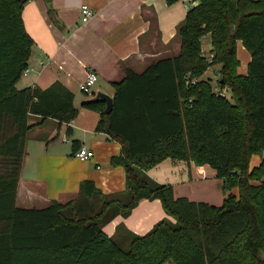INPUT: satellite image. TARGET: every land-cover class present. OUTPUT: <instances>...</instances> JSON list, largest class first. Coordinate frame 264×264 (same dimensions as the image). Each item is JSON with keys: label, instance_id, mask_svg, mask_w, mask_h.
<instances>
[{"label": "trees", "instance_id": "1", "mask_svg": "<svg viewBox=\"0 0 264 264\" xmlns=\"http://www.w3.org/2000/svg\"><path fill=\"white\" fill-rule=\"evenodd\" d=\"M26 1L0 0V264H264V0H197L177 26L176 55L126 70L112 83L109 114L104 101H83L99 113L96 130L121 144L111 163L124 167L126 186L104 194L84 180L73 199L40 209L15 205L26 134L36 125L29 117L69 123L77 108L57 82L16 87L34 44L22 20ZM206 35L211 57L202 51ZM237 41L250 54L245 74ZM213 65L218 90L202 79ZM252 155L261 160L250 168ZM166 158L210 166L226 191L222 203L175 197L149 177ZM144 198L158 199L166 217L143 234L123 223L112 235L103 230Z\"/></svg>", "mask_w": 264, "mask_h": 264}, {"label": "crops", "instance_id": "2", "mask_svg": "<svg viewBox=\"0 0 264 264\" xmlns=\"http://www.w3.org/2000/svg\"><path fill=\"white\" fill-rule=\"evenodd\" d=\"M82 4L94 10L86 23L80 19ZM175 4V0L171 3L166 0L25 2L22 20L34 41L28 59V67L32 70L22 75L25 78L21 77L16 87L45 89L57 82L72 92L77 113L69 123L30 115L28 122L36 125L27 132L24 142L15 198L17 207L40 209L53 200L66 202L77 196L84 180H91L104 194H115L125 188L124 167L111 163V158L121 154V144L106 132L96 130L99 113L80 107L84 100L79 97V84L86 70H93L99 85L101 82L106 85L100 86L101 90H112L107 92L112 96V83L121 81L126 70L140 73L151 62L176 55L180 49L177 26L187 9L180 6L181 11H175ZM49 7L53 9L51 14ZM203 40L208 53L203 49ZM201 44L204 54H211L208 35ZM245 51L242 43L237 41L240 74L246 73L250 60L249 52ZM81 146L93 152L90 159L80 160L75 156L74 152ZM260 160V155H252L250 168L257 166ZM146 173L158 183L170 184L175 197L190 200L195 194L193 181L215 177L214 170L206 164L169 158ZM164 217L166 214L158 199L144 198L126 217L117 215L103 230L112 235L116 225L123 223L132 232L143 234Z\"/></svg>", "mask_w": 264, "mask_h": 264}, {"label": "rangeland", "instance_id": "3", "mask_svg": "<svg viewBox=\"0 0 264 264\" xmlns=\"http://www.w3.org/2000/svg\"><path fill=\"white\" fill-rule=\"evenodd\" d=\"M175 3L176 4L174 5V10L175 11L176 10L181 11V9H179V7L181 6L180 8H182V7H184V5L178 0H175ZM179 4H181V5H179ZM205 43H206V41L203 40L204 51H206V46H207ZM245 52H248V51L246 50ZM218 69H219V65L210 66L206 70L204 75L202 76V79H209L210 80V84L214 90H218V83H217L218 78H219ZM22 78H25V77L23 76ZM100 86H106V85L102 84V82L99 85V81H97L96 84L93 86L92 91H94V92L101 91V92H104L106 94L111 93L112 90H110V89L109 90H101L102 88H100ZM79 97L85 101L86 99L92 98V94H84L82 92H79ZM61 137H62V133L60 134V139H61ZM67 144H69V142ZM257 158L258 157H255V159H257ZM193 182L194 183H192V187H193L192 191L194 190V193H195V194L191 195L192 197H194L193 200L204 201V202H208V203L214 204V205H220L222 203L223 198L226 195V191L223 189V183H222L221 179L215 178V177L210 178V179L203 178L201 180L193 181ZM233 192L237 193V190L234 189ZM166 264H173V263L168 262Z\"/></svg>", "mask_w": 264, "mask_h": 264}, {"label": "built area", "instance_id": "4", "mask_svg": "<svg viewBox=\"0 0 264 264\" xmlns=\"http://www.w3.org/2000/svg\"><path fill=\"white\" fill-rule=\"evenodd\" d=\"M180 1L184 7L188 10L197 4V0H178ZM80 19L82 23H86L94 14V10L87 4H82L80 6ZM211 57V54H209ZM32 68L26 67L22 75H26ZM98 79L97 74L93 70H86L84 78L82 82L79 84V89L84 94H94L92 91L93 86L95 85ZM227 92V88L222 89L221 93L225 94ZM66 140V137L63 138ZM75 156L78 157L80 160H88L93 156V152L91 150L86 149L85 147H79L75 152Z\"/></svg>", "mask_w": 264, "mask_h": 264}, {"label": "water", "instance_id": "5", "mask_svg": "<svg viewBox=\"0 0 264 264\" xmlns=\"http://www.w3.org/2000/svg\"><path fill=\"white\" fill-rule=\"evenodd\" d=\"M89 100H92V101H98V100L104 101L105 108H104L103 112L105 114H109L111 112V110H112V107H113V95L110 96V95H108V94H106L104 92L97 91L92 96V98H90Z\"/></svg>", "mask_w": 264, "mask_h": 264}]
</instances>
